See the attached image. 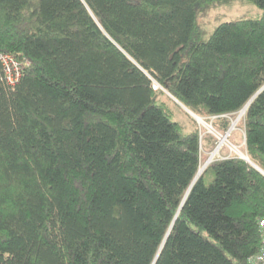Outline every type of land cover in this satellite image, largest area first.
<instances>
[{"label":"trees","instance_id":"1","mask_svg":"<svg viewBox=\"0 0 264 264\" xmlns=\"http://www.w3.org/2000/svg\"><path fill=\"white\" fill-rule=\"evenodd\" d=\"M234 1L258 19L199 20ZM0 264H247L264 219V0H0ZM159 86L153 89V84ZM249 162H210L161 96ZM212 118H215L212 120Z\"/></svg>","mask_w":264,"mask_h":264},{"label":"rangeland","instance_id":"2","mask_svg":"<svg viewBox=\"0 0 264 264\" xmlns=\"http://www.w3.org/2000/svg\"><path fill=\"white\" fill-rule=\"evenodd\" d=\"M261 13L260 9L249 2L234 1L231 2V4H225L210 10L206 15L200 17L199 20L206 33L204 38L207 39L214 28L221 22L234 21L237 19H258L261 16ZM161 98L173 110L174 120L178 121L183 126L184 131H190L197 128L200 130L201 135L212 133L213 136L217 138V144L213 149L206 151L201 149V164L199 169L201 167L205 169L207 165L205 162L207 160L212 162L233 155L240 158H247L244 149L243 127V116L245 112H238L234 116H224V118H227L230 123L227 130L221 133L216 131L211 123L205 122L204 119H195L193 115L175 99H172L168 95L167 97L161 96ZM214 119L215 118H212V120ZM221 138L223 143L220 142Z\"/></svg>","mask_w":264,"mask_h":264},{"label":"built area","instance_id":"3","mask_svg":"<svg viewBox=\"0 0 264 264\" xmlns=\"http://www.w3.org/2000/svg\"><path fill=\"white\" fill-rule=\"evenodd\" d=\"M0 61L3 66L4 77L7 83L9 85L15 84L20 75V64L13 57L10 56H0ZM153 89L158 90L159 86L154 83ZM259 228L262 237V246L256 254L248 258L247 264H264V219H261L259 221Z\"/></svg>","mask_w":264,"mask_h":264},{"label":"water","instance_id":"4","mask_svg":"<svg viewBox=\"0 0 264 264\" xmlns=\"http://www.w3.org/2000/svg\"><path fill=\"white\" fill-rule=\"evenodd\" d=\"M250 102H251V101H250ZM250 102H248L244 107L247 108ZM183 107H184V106H183ZM244 107H243V108H244ZM184 108H185V107H184ZM243 108H242V109H243ZM186 110H188V109L186 108ZM188 112L191 113L195 119L199 118V117H197L196 115H194L191 111L188 110ZM241 158H243L244 160H246L247 162H249L248 158H245V157H241ZM209 163H210L209 160H207V161L205 162V164H207V165H208ZM249 163H250V162H249ZM250 164H251L252 166H254L255 168H257L254 164H252V163H250ZM207 165H206V166H207ZM205 168H206V167H205ZM257 169L260 170L259 168H257ZM196 179H197V176H196L195 180H196Z\"/></svg>","mask_w":264,"mask_h":264},{"label":"bare ground","instance_id":"5","mask_svg":"<svg viewBox=\"0 0 264 264\" xmlns=\"http://www.w3.org/2000/svg\"><path fill=\"white\" fill-rule=\"evenodd\" d=\"M245 110H246V108L244 107L243 109H242V112H245ZM241 113V112H240ZM243 114V113H242ZM240 117V116H239ZM233 126V125H232ZM221 141V143H223V141H222V138L220 139ZM219 147V146H218ZM204 171V168H200L199 169V171H198V174H197V178L202 174V172Z\"/></svg>","mask_w":264,"mask_h":264}]
</instances>
